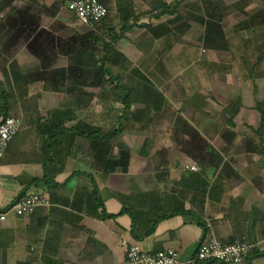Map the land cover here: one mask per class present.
Wrapping results in <instances>:
<instances>
[{
	"label": "crops",
	"instance_id": "crops-1",
	"mask_svg": "<svg viewBox=\"0 0 264 264\" xmlns=\"http://www.w3.org/2000/svg\"><path fill=\"white\" fill-rule=\"evenodd\" d=\"M14 1L0 0V120L19 119L0 157V208L32 187L50 205L0 222V264H128L133 243L172 248L185 262L212 236L262 237L264 132H172L171 115L147 116L151 96L132 97L139 86H129L124 108L117 85H127L89 76L101 60L118 63L104 49L97 56L96 44L90 55L88 28L50 16L58 0ZM154 101L171 103L159 94ZM190 103L191 117L179 115L192 126L202 105ZM234 264H264V245Z\"/></svg>",
	"mask_w": 264,
	"mask_h": 264
},
{
	"label": "rangeland",
	"instance_id": "rangeland-1",
	"mask_svg": "<svg viewBox=\"0 0 264 264\" xmlns=\"http://www.w3.org/2000/svg\"><path fill=\"white\" fill-rule=\"evenodd\" d=\"M18 1L21 2L14 1L15 7L21 6ZM58 1L60 5L50 16L67 19L71 27L85 29L78 20L81 25L74 24L77 18L67 9L69 0ZM99 1L107 7V16L95 29L86 31L96 37L97 56L101 58L103 48L113 35L122 37L112 43L113 50H121L117 56L111 52L120 63L109 69L111 74L106 76V81L122 82L128 88L139 86L138 94L131 92L133 98H139L140 94L151 96L147 116L163 114L169 118L171 115L172 132L194 131V126L211 131L264 132V118H261L264 112V0ZM161 3L174 7L176 13L153 18L161 11ZM5 12L3 17L8 16ZM125 18L129 28L122 33ZM152 28H165L167 32L155 36ZM70 29L66 28L64 34L72 33ZM210 29L214 33L210 31L211 37L207 39ZM117 74L121 75L119 80ZM89 76L98 80L99 73ZM70 84L64 89H73ZM147 84L154 89H145ZM158 94L173 105L152 107L156 106L154 100ZM190 100L202 105L201 120H194L192 126L179 115L180 112L188 119L191 117L189 106L193 102ZM197 111L195 116L199 118ZM180 118L189 126L181 123Z\"/></svg>",
	"mask_w": 264,
	"mask_h": 264
},
{
	"label": "built area",
	"instance_id": "built-area-1",
	"mask_svg": "<svg viewBox=\"0 0 264 264\" xmlns=\"http://www.w3.org/2000/svg\"><path fill=\"white\" fill-rule=\"evenodd\" d=\"M67 9L88 29H95L106 16L107 8L99 0H69ZM19 127V119L5 116L0 120V157ZM194 169V165H185ZM50 205L47 197L36 188H27L14 202L0 208V222L9 215L24 216L31 214L38 206ZM264 245V234L259 240L249 241L245 238L235 242H225L209 237L198 242L194 255L181 262L176 250L167 248L151 252L143 250L137 243L129 245L125 252L128 264H194L196 261H219L223 264L241 263L256 249Z\"/></svg>",
	"mask_w": 264,
	"mask_h": 264
},
{
	"label": "trees",
	"instance_id": "trees-1",
	"mask_svg": "<svg viewBox=\"0 0 264 264\" xmlns=\"http://www.w3.org/2000/svg\"><path fill=\"white\" fill-rule=\"evenodd\" d=\"M176 1V0H175ZM107 8V7H106ZM159 8H162L161 9V11H159L158 13H156L155 15H153L154 17L153 18H155V19H159L162 15H164V14H168V15H172V14H174V13H176L175 12V9H174V7H172V8H170L168 5H166L165 3H161L160 4V7ZM108 10V9H107ZM107 13H108V11H107ZM106 16H107V14H106ZM105 16V17H106ZM104 17V18H105ZM103 18V19H104ZM102 19V20H103ZM101 20V21H102ZM101 21H100V23H101ZM100 23H98V25L100 24ZM97 25V26H98ZM147 27H150V24H145ZM128 28H129V26H128V18H125V22H124V26L121 28V32L122 33H125V31H127L128 30ZM152 30L154 31V33H155V36L157 35V33L159 34H164V33H166L167 32V30L165 29V28H159V29H155V28H152ZM89 31H90V29H89ZM210 31H211V33H214L213 31V29H210V30H208L207 32H208V34H206V36H207V39H208V36H210ZM122 33H121V35H122ZM85 35H91V37H90V44H89V49H90V51H91V53H90V55L92 56V57H94V53H96V49H94L93 48V46H95V44H96V37L92 34V33H84ZM85 35H83V36H85ZM212 35V34H211ZM211 37V36H210ZM120 38H122L121 36H115V35H113L112 36V40H111V42H110V40H109V42H108V44H107V46L105 47V48H103L104 49V51L108 54V56L109 57H111L112 59H111V61L113 62V63H118L119 64V62H118V60L116 59V56L117 55H121L119 52H117L116 50L114 51L110 46H111V44L113 43V42H116L117 40H119ZM95 40V41H94ZM66 45V47H70L69 45H68V43H66L65 44ZM80 46L82 47H84V43L83 42H81L80 41ZM97 47V46H96ZM113 50V51H112ZM108 51L110 52V53H108ZM111 51L112 52H115L116 53V56H113L112 54H111ZM115 57V58H114ZM97 61H99V60H97ZM101 64L98 66V72H99V77H100V79L101 80H106V76H108V75H110L111 74V72L109 71V68L108 67H105L104 65V61L103 60H101V62H100ZM69 75H72V74H69ZM119 74H117V76H116V79L117 80H119ZM112 81V79L110 80V82ZM118 86V88H120L122 91H124V99L122 100V102H123V104L125 105L124 106V108H127V107H129V97L131 96V92H132V90L131 89H129L128 87H121L120 85H117ZM261 118H264V112L263 113H261ZM180 122L181 123H185L183 120L181 121L180 120ZM187 125V124H186Z\"/></svg>",
	"mask_w": 264,
	"mask_h": 264
}]
</instances>
